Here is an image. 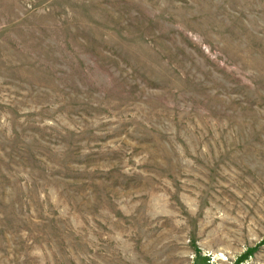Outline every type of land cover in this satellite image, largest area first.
Returning <instances> with one entry per match:
<instances>
[{"label": "rangeland", "instance_id": "obj_1", "mask_svg": "<svg viewBox=\"0 0 264 264\" xmlns=\"http://www.w3.org/2000/svg\"><path fill=\"white\" fill-rule=\"evenodd\" d=\"M0 264H264V0H0Z\"/></svg>", "mask_w": 264, "mask_h": 264}]
</instances>
